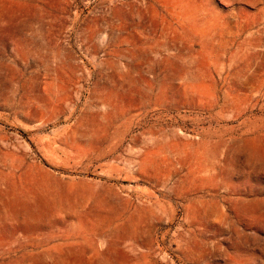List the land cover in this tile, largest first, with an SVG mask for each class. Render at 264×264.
Segmentation results:
<instances>
[{
    "label": "rangeland",
    "instance_id": "rangeland-1",
    "mask_svg": "<svg viewBox=\"0 0 264 264\" xmlns=\"http://www.w3.org/2000/svg\"><path fill=\"white\" fill-rule=\"evenodd\" d=\"M0 4L17 9L0 13V157L43 131L66 178L129 195L88 213L105 250L73 259L71 199L0 167V264H264V0Z\"/></svg>",
    "mask_w": 264,
    "mask_h": 264
},
{
    "label": "crops",
    "instance_id": "crops-1",
    "mask_svg": "<svg viewBox=\"0 0 264 264\" xmlns=\"http://www.w3.org/2000/svg\"><path fill=\"white\" fill-rule=\"evenodd\" d=\"M32 125H43L45 123L41 120L31 122ZM57 133H60V130H57ZM52 137L45 132H40L38 136L34 137L33 147H14L13 149L9 148L5 152V156L0 157V167H16V171L19 172L22 176L24 171L35 173L38 177H41V180H44L46 177H49L48 181L44 180L43 183L47 184L48 187L55 188V194H61L62 196L69 197L70 206H65L64 211L60 213L61 219L72 221L71 222V232L64 233V240L66 247L62 249V253L68 254L69 257L73 259L88 257L94 254H97L100 250H105L104 247L100 246V243H103L99 238L94 237L93 235L88 237L86 240L85 235L83 236L80 233L82 227L81 221L88 216V213L92 212H102L104 215H94V218L104 219L109 218L105 213L115 206L107 202V199L112 197L116 200L117 205L124 203V200L129 199V195L122 190V188L114 183L109 184L108 181H99L90 178L83 179H69L64 172L68 173V170H75L77 167H57L58 164L54 161L53 158V149L54 142ZM38 155H37V154ZM30 169H29V168ZM90 167H87V169ZM54 172H59L61 175H58L60 178L53 179V176L56 175ZM72 174L74 172L70 171ZM87 175V173H84ZM84 175V176H85ZM88 177V175H87ZM56 184V185H53ZM82 185V186H81ZM37 187L36 194L38 196L44 197L45 191H41L40 187L43 186L41 183H36L33 185ZM89 186L90 190H85L84 187ZM46 193L47 192L46 190ZM131 200V199H130ZM134 202V201H133ZM71 240L69 241V239ZM86 242H89L92 245V249L89 250L86 247ZM67 243L69 245L67 246ZM122 250L124 252H130L133 255L140 254L142 252L149 251L145 248H136L130 246L128 241H121ZM129 243V244H127Z\"/></svg>",
    "mask_w": 264,
    "mask_h": 264
},
{
    "label": "bare ground",
    "instance_id": "bare-ground-1",
    "mask_svg": "<svg viewBox=\"0 0 264 264\" xmlns=\"http://www.w3.org/2000/svg\"><path fill=\"white\" fill-rule=\"evenodd\" d=\"M14 10L16 11L17 9L14 7H10V6H6V5H1L0 4V13H4L6 11H11L14 12Z\"/></svg>",
    "mask_w": 264,
    "mask_h": 264
}]
</instances>
